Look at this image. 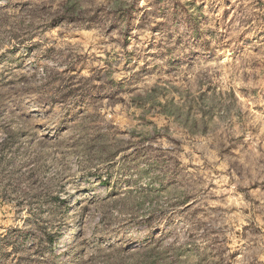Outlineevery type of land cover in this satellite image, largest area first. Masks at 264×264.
<instances>
[{
	"label": "rangeland",
	"instance_id": "rangeland-1",
	"mask_svg": "<svg viewBox=\"0 0 264 264\" xmlns=\"http://www.w3.org/2000/svg\"><path fill=\"white\" fill-rule=\"evenodd\" d=\"M0 264H264V0H0Z\"/></svg>",
	"mask_w": 264,
	"mask_h": 264
}]
</instances>
